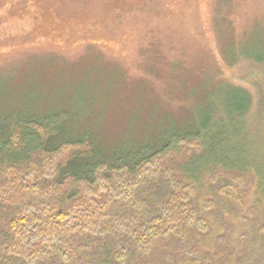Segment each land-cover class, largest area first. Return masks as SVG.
Wrapping results in <instances>:
<instances>
[{
	"label": "trees",
	"instance_id": "16d2710c",
	"mask_svg": "<svg viewBox=\"0 0 264 264\" xmlns=\"http://www.w3.org/2000/svg\"><path fill=\"white\" fill-rule=\"evenodd\" d=\"M263 83L139 149L74 132L90 112L25 93L0 118V264H264V157L240 149L264 118Z\"/></svg>",
	"mask_w": 264,
	"mask_h": 264
},
{
	"label": "rangeland",
	"instance_id": "374dc122",
	"mask_svg": "<svg viewBox=\"0 0 264 264\" xmlns=\"http://www.w3.org/2000/svg\"><path fill=\"white\" fill-rule=\"evenodd\" d=\"M255 55L264 56V0H0V118L41 91L43 107L57 97L73 114L90 112L72 131L139 149L199 127L213 105L239 101L238 86L257 93ZM244 134L243 154L264 157V118Z\"/></svg>",
	"mask_w": 264,
	"mask_h": 264
}]
</instances>
